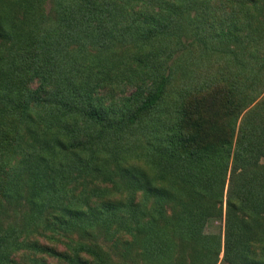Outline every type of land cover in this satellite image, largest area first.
<instances>
[{
    "label": "trees",
    "instance_id": "16d2710c",
    "mask_svg": "<svg viewBox=\"0 0 264 264\" xmlns=\"http://www.w3.org/2000/svg\"><path fill=\"white\" fill-rule=\"evenodd\" d=\"M47 1L0 0V264H264L261 75L173 92L164 68L264 66L256 0Z\"/></svg>",
    "mask_w": 264,
    "mask_h": 264
},
{
    "label": "rangeland",
    "instance_id": "374dc122",
    "mask_svg": "<svg viewBox=\"0 0 264 264\" xmlns=\"http://www.w3.org/2000/svg\"><path fill=\"white\" fill-rule=\"evenodd\" d=\"M223 1L225 3L229 2V0ZM247 2L250 6H254L257 10H254V17H251L253 26L249 27V29L246 30V33H248L249 35V38L246 39V42L249 46V49L257 54L258 48L261 52H264V0ZM53 8L54 1L48 0L47 3L44 4L45 14L50 16ZM242 20L243 17L240 19V24ZM191 42L192 38H187L186 42L184 43L188 45ZM234 46L235 45H233V47ZM179 47H181L182 49L179 50ZM179 47L176 49L173 48L174 50H168V52L165 54L163 53L164 55H169L167 63H164V68L168 71L169 69L173 68V82L171 91L176 92L184 87H189L190 85H202L208 89H211L215 86L228 85L227 83H230L235 78L250 81L251 79L256 80L257 76L261 75L263 83L261 85L256 84L253 89H249V100L253 101V104H251L250 108H252L254 105L257 106L258 104H260L261 108L264 109V66L259 63V60L257 58L254 57L251 64L245 65L244 70L239 67L244 71V75L238 76L237 74L239 72V69L237 67L230 66L228 61L226 60L220 59L215 56L208 57V55L204 56V58L201 59L200 57H198V52H183V46L179 45ZM92 51L94 53V50ZM205 51L207 50L205 49ZM107 57L108 53H105L102 60L105 62V59H107ZM114 59L115 58H113V60ZM71 60L72 59H68V61ZM162 60L163 59H160L159 61ZM133 89V87L128 86L126 89L120 90V92L122 93L123 91H126V93L128 94ZM262 162H264V158ZM224 231L225 221L221 219L211 220L205 227V233L222 234L223 237ZM47 242L52 245L57 244L56 242H52L48 239ZM59 245L63 248L62 244ZM222 257L223 251L220 255V258Z\"/></svg>",
    "mask_w": 264,
    "mask_h": 264
}]
</instances>
